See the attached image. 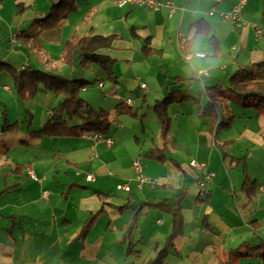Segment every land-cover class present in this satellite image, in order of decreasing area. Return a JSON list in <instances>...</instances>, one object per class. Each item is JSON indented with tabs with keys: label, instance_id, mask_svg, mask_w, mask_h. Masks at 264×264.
<instances>
[{
	"label": "crops",
	"instance_id": "0c3cea01",
	"mask_svg": "<svg viewBox=\"0 0 264 264\" xmlns=\"http://www.w3.org/2000/svg\"><path fill=\"white\" fill-rule=\"evenodd\" d=\"M117 1L75 0L74 11L54 28L40 32L44 52L38 54L26 50L13 32L47 12L56 0H0V57L16 66L31 64L56 71L55 62L64 64L65 41L76 40L92 29L112 36L111 46L102 51L114 58L117 77V84L110 82L111 86L102 90L106 97L99 101L98 106L109 118H115L102 136L93 131L73 136L34 135L32 130L43 125L59 101L60 97L50 92H39L28 102L40 104L38 126H32L34 113L25 107L24 118L17 116L13 121L16 128H0V150L6 146L2 135L20 130L25 136L19 143L32 149L14 163L12 172L16 178L25 173L27 185L22 181L5 185L0 194V264H129L133 259H138L135 264H148L164 248L175 213L182 221L181 232L167 251L175 248L180 254L185 241L197 242L204 236V241L208 240L204 247L209 249L216 243L217 230L224 239L228 236L225 244L228 247L230 242L231 246L224 251L221 264H264L258 251L231 259L228 255L239 244L264 239V178L251 180L248 172L242 175L254 182L250 195L241 188L243 179L237 187L241 174L229 177L223 188V203L215 207L211 203L214 191L206 189L211 178L205 177L208 162L213 166L219 157L230 155L238 165V157L250 151L247 148L264 149V108L252 106L253 113L235 103L242 100L230 92L225 102L222 94L217 109L225 115L232 113L234 119L216 132L199 109L208 102L207 93H213L206 92L208 87H227L229 76L237 68L263 58L264 0L245 1L241 26L221 14L238 0H171L175 6L172 11L165 4L167 0H159L162 5L156 9L119 5ZM18 4L24 7L21 12ZM198 20L206 25L204 30L195 29ZM51 33H58L57 59L46 47L45 36ZM208 35L214 36L212 42ZM136 63H140L138 69ZM199 69L206 73L197 77ZM99 82L103 88L102 78L98 86ZM141 82L146 88L140 87ZM186 86L197 101L168 105L171 122L163 138L152 105L171 88ZM87 87L81 91H87ZM94 98L89 95L84 99L95 107ZM121 99L129 108L116 112L115 105ZM245 106L251 105L243 102ZM241 118H246L245 122L235 123ZM4 121L13 123L7 116L2 124ZM228 128L233 135L223 132ZM105 138H110L111 144ZM233 144H241L240 153H232L229 148ZM155 146L165 149L162 160L145 156ZM135 160L140 161L141 174L147 178L141 187L137 186ZM191 160L203 164L204 169L192 166ZM4 162L2 155L0 164ZM88 173L93 179H86ZM54 182L68 186L55 189ZM123 182L130 185V190L117 188ZM161 201L164 205L158 206ZM190 224V230H186L184 227ZM143 242L147 244L144 249L136 245ZM219 243L224 242L220 239ZM200 246L186 252H196ZM165 256L162 264H167Z\"/></svg>",
	"mask_w": 264,
	"mask_h": 264
},
{
	"label": "trees",
	"instance_id": "16d2710c",
	"mask_svg": "<svg viewBox=\"0 0 264 264\" xmlns=\"http://www.w3.org/2000/svg\"><path fill=\"white\" fill-rule=\"evenodd\" d=\"M24 9L18 4V11ZM76 9L75 0H56L51 4L48 11L42 15L31 19L25 26L15 28V39L26 47L28 51L36 53L44 52V47L40 41L39 34L42 31L54 28L63 18ZM198 20L194 23L197 31L204 30L206 25ZM36 28L35 31H32ZM209 41H213L214 36L208 35ZM188 39V38H187ZM186 39V41H187ZM112 36H103L96 31L89 29L87 34L76 40H67L63 44L62 62L69 67H85L91 62L96 63L102 70L105 79L117 84V77L113 69L114 58L105 54L102 49L111 46ZM5 71L13 78V85L23 102L28 103L39 92H50L59 101L51 109V113L43 125L32 130L34 135L48 136H73L83 132L93 131L94 135L102 136L115 121V118H109L107 111L101 107L95 108L80 95L82 88L90 85V82L76 77L73 71L61 74L54 69L43 70L33 67L31 64L22 67L16 66L7 59L0 57V72ZM99 78V77H97ZM96 80H100L96 79ZM189 81V80H187ZM95 82V81H94ZM189 86V84H188ZM188 86L185 89L171 88L163 97L157 99L152 105V110L157 118L160 133L164 138L170 127L171 118L167 113V107L173 102H182L185 100H195V97L188 93ZM217 88L216 90H213ZM226 89L237 99L242 100L256 108H264V56L258 61H254L237 68L228 79ZM212 90L213 93H207L208 102L199 107L204 111V115L210 119V128L213 132L221 127L229 126L234 119L232 113L224 114L217 109V104L223 100V87L216 85L208 87L206 92ZM129 108L125 101L115 105L116 112ZM16 122L9 123L4 121L1 130H11L16 128ZM165 149L161 147H150L145 156L162 160ZM241 188L247 194H252L254 182L244 177ZM164 205V201L158 202V206ZM140 210V209H139ZM138 210V211H139ZM209 224H207L208 226ZM182 221L178 214H174L172 231L167 238L163 249L159 250L157 255L151 259L148 264H162V260L167 251V247L172 246L173 240L181 232ZM210 229H212L210 227ZM260 252L264 257V239L260 238L257 243H242L228 251L229 259L234 256L247 255L251 252Z\"/></svg>",
	"mask_w": 264,
	"mask_h": 264
},
{
	"label": "rangeland",
	"instance_id": "374dc122",
	"mask_svg": "<svg viewBox=\"0 0 264 264\" xmlns=\"http://www.w3.org/2000/svg\"><path fill=\"white\" fill-rule=\"evenodd\" d=\"M35 30L36 28L32 29V31H35ZM45 39L47 41L46 47L50 51L51 55H55L53 56L54 59H57L58 58L57 55L60 53V46L58 45V43H56V40L58 39V33H51L47 35V37L45 36ZM38 65L41 67L40 64ZM139 65L140 63H136L135 69H138ZM55 69L56 71L61 72V73H67L69 70H71L73 71L72 74L74 76L80 77L90 82V85H87L88 86L87 91H81V93L84 98L89 97V95L95 96L94 98V102L96 103L94 104L95 108L99 107L98 106L100 105L99 101L102 100V97H106L104 95V91L102 90H105V88H109L111 86L110 81L105 79L102 70L94 62H91L85 67L75 66L72 68L69 67L65 63L61 64V63L55 62ZM128 71H132V69H128ZM97 77L102 78V82H104L103 88H100V86H98L97 84L98 80L96 79H99V78ZM222 87H223L222 94L223 96H225V99H224V102H225L229 100L228 98L230 97V94H229V91L226 89V86H222ZM49 96H52V95L49 94ZM235 103L239 104L242 108H244V110H250V111H253V113L255 112L254 111L255 108L252 106L243 107L242 101H238V102L236 101ZM34 104L35 103L28 104V103L23 102V100L18 95L13 85L12 76L5 71L0 72V128H1V125H2V122L5 116L8 117L10 122H13L15 121V119H18L17 116L20 119H23L25 116V112H24L25 107L27 109L32 110L34 113V119H33L32 126H38V125H35V123H37L38 119H40V115H39V105L40 104H36V105ZM4 113L5 115H3ZM246 113H247L246 115H250L248 114L249 112H246ZM244 119L246 118L238 119L235 121V123H239V122L243 123L245 122ZM262 119L264 120V116L262 117ZM223 132H226V133L230 132L231 135H233L230 128L223 130ZM24 136L25 134L23 133V130H20L19 132L7 133V134L2 135V137L5 140L6 146H4L0 150V157H2L3 155V159L5 161L3 164H0V194L3 192L2 189L5 187V185H12L14 182H18V181H22L24 184L27 185L29 181V178L25 173L22 176H20V178H16L18 176L12 174L13 170L16 168V166L15 168L13 167L14 163L21 161L23 157H26L27 155H29L32 150L31 146L27 144L19 143V138L24 137ZM221 148L223 150V147ZM229 149L232 151V153L237 154V153H240L242 147H241V144H238V145L233 144ZM247 150H250L247 153V155L238 157V165L234 164L236 159H232L234 157H231L230 155H226L224 159L219 157L218 159L215 160V162H213V166H209L210 162H208V167H210L209 171L212 173V175H210L211 179L206 182V189H212L214 191L212 195L211 203H213L215 207L220 206L219 204L223 203V188H225L228 185L227 180L229 179V177H235L236 175L241 174V179L237 187L240 186L241 181L243 179L242 175L246 174V172H248L251 180L252 178H256V177L264 178V155H263V160L261 156V154H263L264 152V149L257 148L256 146H254L252 148L251 147L247 148ZM3 152L5 153L3 154ZM209 171H206V172L209 173ZM82 185H85L86 187L91 186V184H87V183H83ZM67 186L68 184L60 185V184H57L56 182L53 183V187L55 189H66ZM59 192L61 191L59 190ZM186 202L187 200L185 199L184 203ZM189 203L191 204L192 201H190ZM230 213L232 216H234V212H230ZM184 228L186 230H190L191 224L185 226ZM215 231L217 234V236L214 237V239H216V243L208 247L209 249H206L204 247V245L208 241V240L204 241L205 236L203 239H199L197 242L185 241L183 243L184 250L182 253L177 254V252L175 251V248L174 249L170 248L167 251V254L165 256L166 263L167 264H221L222 259L225 257L224 251H226L227 248L231 246H230V242H229L228 247L225 244V240H227L228 238L227 235H226V238L224 239L223 236L219 235V232L217 230ZM137 232L138 231H136V233ZM137 239H138V236H137ZM220 239L224 242L223 244L219 243ZM200 244H202V246H200ZM136 245L144 249L145 245L147 244L143 242L142 244L136 243ZM193 246H196V247L200 246V249L198 250V248H196V252H193V253L186 252L187 250L189 251V249ZM128 257L131 258V256H128ZM124 258L125 257H123V259ZM135 262H138V259H133L129 264H135Z\"/></svg>",
	"mask_w": 264,
	"mask_h": 264
},
{
	"label": "built area",
	"instance_id": "2783aa9c",
	"mask_svg": "<svg viewBox=\"0 0 264 264\" xmlns=\"http://www.w3.org/2000/svg\"><path fill=\"white\" fill-rule=\"evenodd\" d=\"M245 1L246 0H238V3L235 4L229 11L221 13L222 16L226 20H230L235 26H241L244 23V21H243V19L241 17V11H242V7H243V4L245 3ZM117 3L119 5H123L125 3H131V4H135V5H143V6L147 7V8H150V9H156L159 6L162 5V2L159 1V0H118ZM165 4L170 8V11H172L174 9V7H175L172 4L171 0H167ZM254 27L257 28L256 25H254ZM197 55H202V54L201 53H197ZM185 58H189V54H186ZM204 73H206L205 70L199 69V70L196 71L195 76L198 77L199 75L204 74ZM139 85L142 88H146V84L143 83V82H141ZM99 86H102L101 82H99ZM126 101L128 103L131 102V100L129 98L126 99ZM105 139H106L107 143L111 144L112 140L110 138H105ZM190 164L192 166L196 167L197 169H201V170L204 169L203 164L198 163L195 160H191ZM134 167H135V170L138 172V174L136 176L137 186L141 187L147 181V178L141 174V171H140L141 170V165H140V161L139 160H135L134 161ZM210 175H212L211 172L207 173L205 171V177H209ZM86 179H88V180L93 179V175L91 173H88L86 175ZM117 188L128 191V190H130V185L128 183H126V182H123V183L118 184Z\"/></svg>",
	"mask_w": 264,
	"mask_h": 264
}]
</instances>
